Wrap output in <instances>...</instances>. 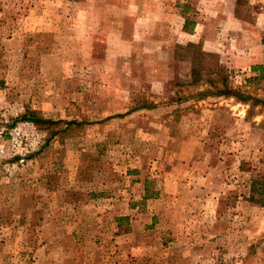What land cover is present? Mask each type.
<instances>
[{
  "label": "rangeland",
  "instance_id": "1",
  "mask_svg": "<svg viewBox=\"0 0 264 264\" xmlns=\"http://www.w3.org/2000/svg\"><path fill=\"white\" fill-rule=\"evenodd\" d=\"M237 1L0 0V264H264V0Z\"/></svg>",
  "mask_w": 264,
  "mask_h": 264
},
{
  "label": "trees",
  "instance_id": "2",
  "mask_svg": "<svg viewBox=\"0 0 264 264\" xmlns=\"http://www.w3.org/2000/svg\"><path fill=\"white\" fill-rule=\"evenodd\" d=\"M239 0L237 1V4L239 5ZM187 20L185 22V25H187ZM193 50L197 57H199L200 60H202V67H204V70L203 71H206L208 72V76H211V74H214L216 77H218L219 80H222L223 84V88H219L217 90V92H215V95L216 96H226V97H234V98H237L238 100L242 101V102H247V101H253L255 103H263L262 101H260L259 99H254V98H251L250 96H246V95H243L241 94L239 91H236V90H232L231 88L228 87V82H227V77L224 76V73H225V68L221 65V62L219 60V57L215 54H212V53H209V52H205L203 49H201L198 45L196 44H189L188 46H182V45H179L176 47V50H175V59L179 62H184L186 60H188L186 58V53ZM194 59V58H192ZM191 61V60H190ZM192 63L194 64L195 68L198 67V63L195 62V60H192ZM197 70L194 69V74L197 75ZM195 80H193V82L191 83H194ZM209 83L211 84H215L214 80H208ZM209 92H201L198 94V96H200V98H205L207 96H209L208 94ZM264 104V103H263ZM146 107V104H141V105H138L137 106V110H140V109H144ZM32 118H28L27 121H31V122H34L36 124H53L54 122H50V121H44L42 119L39 118V116H37V114L31 116ZM27 119V118H26Z\"/></svg>",
  "mask_w": 264,
  "mask_h": 264
},
{
  "label": "crops",
  "instance_id": "3",
  "mask_svg": "<svg viewBox=\"0 0 264 264\" xmlns=\"http://www.w3.org/2000/svg\"><path fill=\"white\" fill-rule=\"evenodd\" d=\"M184 23H185V22H184ZM183 27H184V24H183L182 28H183ZM195 31H196V29H194L192 32H190V33H186V34L192 35Z\"/></svg>",
  "mask_w": 264,
  "mask_h": 264
}]
</instances>
